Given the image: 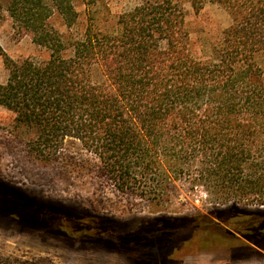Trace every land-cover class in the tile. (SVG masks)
<instances>
[{
  "label": "trees",
  "instance_id": "16d2710c",
  "mask_svg": "<svg viewBox=\"0 0 264 264\" xmlns=\"http://www.w3.org/2000/svg\"><path fill=\"white\" fill-rule=\"evenodd\" d=\"M4 1L19 31L49 52L46 60H14L0 47L8 72L0 107L14 114L38 160L54 161L74 140L120 193L161 202L180 184L233 209L127 223L71 218L81 238L129 249L144 264H162L165 249L164 264L181 248L264 250V0H137L112 31L87 25L81 37L69 32L80 25L78 0ZM206 1L223 7L231 24L199 58L186 6L198 12ZM55 13L66 33L49 24ZM0 196L9 198L0 213L12 217L16 206L36 205L3 183Z\"/></svg>",
  "mask_w": 264,
  "mask_h": 264
},
{
  "label": "rangeland",
  "instance_id": "374dc122",
  "mask_svg": "<svg viewBox=\"0 0 264 264\" xmlns=\"http://www.w3.org/2000/svg\"><path fill=\"white\" fill-rule=\"evenodd\" d=\"M137 5V0H78L80 25L69 32L81 37L87 25L112 31L118 15ZM186 11L193 55L207 58L212 43L230 26V15L220 5L208 1L198 12L190 5L186 6ZM49 24L60 33L67 32L57 13ZM0 47L14 60L49 58V52L30 34L15 26L4 0H0ZM7 79L4 57L0 56V85ZM14 118L12 112L0 107V183L23 192L36 203L27 207L36 209L16 206L14 217L0 213V264H144L129 249L96 238H81L79 229L70 224L71 218L85 215L127 223L158 217H215L222 211L231 213L233 210L211 203L203 192H189L180 184L161 202L120 193L103 176L98 159L74 140L65 144L54 161L44 164L30 152L25 136L15 129ZM8 199L0 196V207L7 205ZM50 206L62 208L66 214L44 213ZM239 206L254 209V206ZM28 215L43 217L48 226L27 223L24 217ZM168 252L170 249L163 250L162 264ZM170 260L173 264H264V250L242 243L191 250L181 248Z\"/></svg>",
  "mask_w": 264,
  "mask_h": 264
},
{
  "label": "water",
  "instance_id": "95a60500",
  "mask_svg": "<svg viewBox=\"0 0 264 264\" xmlns=\"http://www.w3.org/2000/svg\"><path fill=\"white\" fill-rule=\"evenodd\" d=\"M231 233V232H230Z\"/></svg>",
  "mask_w": 264,
  "mask_h": 264
}]
</instances>
